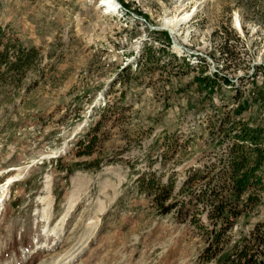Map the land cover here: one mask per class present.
<instances>
[{
    "label": "rangeland",
    "instance_id": "1",
    "mask_svg": "<svg viewBox=\"0 0 264 264\" xmlns=\"http://www.w3.org/2000/svg\"><path fill=\"white\" fill-rule=\"evenodd\" d=\"M102 1L0 0V50L36 49L28 69L0 66V264H220L137 178L178 195L228 152L232 120L262 123L264 0ZM256 224L264 194L224 248Z\"/></svg>",
    "mask_w": 264,
    "mask_h": 264
},
{
    "label": "trees",
    "instance_id": "2",
    "mask_svg": "<svg viewBox=\"0 0 264 264\" xmlns=\"http://www.w3.org/2000/svg\"><path fill=\"white\" fill-rule=\"evenodd\" d=\"M8 52L7 46L0 50V66L19 71L30 68V57L36 49L20 48L11 59ZM196 79L199 86L209 91L213 88L214 81L210 77L200 75ZM228 132L232 139L228 152L202 168L191 169L181 183L178 195H174L172 177L163 183L154 177L141 175L137 183L141 191L151 196L152 204L160 214L172 212L177 221H187L206 235V261L214 258L220 264L225 260L231 264H254V255L264 251V232L259 224L250 230L248 239L246 235L241 236L231 249H225L223 243L235 220L252 213L255 206L262 202L264 120L255 125L232 120ZM204 178L206 181L202 184L200 181ZM200 204L203 208L208 207V225L198 215L197 211L203 209L200 210Z\"/></svg>",
    "mask_w": 264,
    "mask_h": 264
},
{
    "label": "bare ground",
    "instance_id": "3",
    "mask_svg": "<svg viewBox=\"0 0 264 264\" xmlns=\"http://www.w3.org/2000/svg\"><path fill=\"white\" fill-rule=\"evenodd\" d=\"M104 1L105 0H103L102 1V4L103 5H107L106 7H111V6H113V8L114 7H116V4H117V2L115 1V0H106V2H105V4H104ZM116 2V3H115ZM115 9V8H114ZM117 10H118V8H117ZM190 16V14L188 13V14H186V13H184V14H179V15H175L174 17H167L166 19H165V25H163V26H160L161 28H169L168 26L169 25H172L170 28H169V31L171 32V33H173V30L172 29H174L175 27H176V25L179 23V22H181L182 20H185L186 18H188ZM178 47H179V45H177ZM177 47V48H178ZM9 179H11V178H9ZM48 194H49V192H48ZM50 197H47L46 198V200L47 199H49ZM50 202H51V200H49L48 201V205L50 204ZM49 207V206H48ZM47 206H46V208H48ZM66 216V215H65ZM65 216H62V218H61V221H63L64 219H65ZM71 258V257H70Z\"/></svg>",
    "mask_w": 264,
    "mask_h": 264
},
{
    "label": "water",
    "instance_id": "4",
    "mask_svg": "<svg viewBox=\"0 0 264 264\" xmlns=\"http://www.w3.org/2000/svg\"><path fill=\"white\" fill-rule=\"evenodd\" d=\"M10 181H12V180H8V181L6 182V184L8 185V184L10 183Z\"/></svg>",
    "mask_w": 264,
    "mask_h": 264
},
{
    "label": "built area",
    "instance_id": "5",
    "mask_svg": "<svg viewBox=\"0 0 264 264\" xmlns=\"http://www.w3.org/2000/svg\"><path fill=\"white\" fill-rule=\"evenodd\" d=\"M120 11H121V9H119ZM116 11H117V9H116Z\"/></svg>",
    "mask_w": 264,
    "mask_h": 264
}]
</instances>
